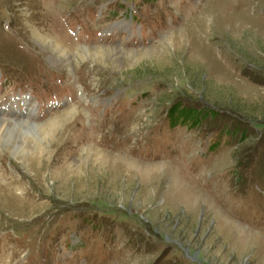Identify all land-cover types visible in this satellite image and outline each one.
I'll list each match as a JSON object with an SVG mask.
<instances>
[{
    "label": "rangeland",
    "instance_id": "374dc122",
    "mask_svg": "<svg viewBox=\"0 0 264 264\" xmlns=\"http://www.w3.org/2000/svg\"><path fill=\"white\" fill-rule=\"evenodd\" d=\"M65 113L0 142V264H264V0H0V118Z\"/></svg>",
    "mask_w": 264,
    "mask_h": 264
},
{
    "label": "bare ground",
    "instance_id": "6f19581e",
    "mask_svg": "<svg viewBox=\"0 0 264 264\" xmlns=\"http://www.w3.org/2000/svg\"><path fill=\"white\" fill-rule=\"evenodd\" d=\"M97 54L99 55V53H97ZM66 62H70L68 58H66ZM67 66H69V64H67ZM62 115H60V116H62ZM67 115L65 113L62 117L59 116L55 120H52L49 123H46L42 126L41 125L40 126H31V127L29 126V131H28L27 126L25 124L19 122L18 120H4V119L0 118V142L5 143L6 145H10L12 147L13 151H20L21 152V151L26 150V148L29 146L30 141L28 140V138L26 136H23L20 138L19 135L21 133H24L25 135L29 134V133L30 134L33 133L36 135L38 134L39 135L38 137H40V139L44 142L43 143L44 145L40 146L39 148L37 147L36 148L37 152L34 153L33 156H30L31 157L30 160H38V159H40V157L46 156L45 154L48 153V150H46V148L50 145L51 146L54 145V143L57 141V136H58L57 128L61 127V122L63 120H65V119L62 120V118H64V116L67 117ZM7 117H11V116H7ZM45 127H47V129H46L47 131L45 130V132H44ZM62 127H64V126H62ZM43 132H44V134H42ZM21 135H23V134H21ZM31 143H33V142H31ZM36 149H35V151H36ZM39 149H41V150H39ZM44 151H46V153H44Z\"/></svg>",
    "mask_w": 264,
    "mask_h": 264
},
{
    "label": "trees",
    "instance_id": "16d2710c",
    "mask_svg": "<svg viewBox=\"0 0 264 264\" xmlns=\"http://www.w3.org/2000/svg\"><path fill=\"white\" fill-rule=\"evenodd\" d=\"M180 112H181V110L178 111V113H180ZM187 112H188V110H183V111H182V115L179 114V115H181L180 117H181V118L185 117V116L187 115Z\"/></svg>",
    "mask_w": 264,
    "mask_h": 264
}]
</instances>
